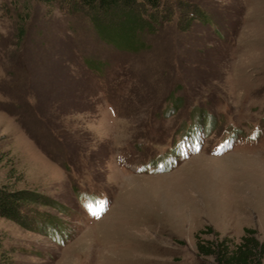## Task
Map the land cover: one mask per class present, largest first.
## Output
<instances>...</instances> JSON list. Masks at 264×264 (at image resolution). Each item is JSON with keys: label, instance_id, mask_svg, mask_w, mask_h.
Here are the masks:
<instances>
[{"label": "rangeland", "instance_id": "1", "mask_svg": "<svg viewBox=\"0 0 264 264\" xmlns=\"http://www.w3.org/2000/svg\"><path fill=\"white\" fill-rule=\"evenodd\" d=\"M158 13L128 51L83 10L0 0V185L35 200L0 218L2 264H199L208 227L264 243V0Z\"/></svg>", "mask_w": 264, "mask_h": 264}, {"label": "trees", "instance_id": "2", "mask_svg": "<svg viewBox=\"0 0 264 264\" xmlns=\"http://www.w3.org/2000/svg\"><path fill=\"white\" fill-rule=\"evenodd\" d=\"M49 7L59 5L69 10H83L100 35L107 42L113 43L120 50L136 51L140 44V34L150 32L152 26L145 20L157 19L162 0H37ZM103 20L108 25H102ZM208 22V19L206 20ZM118 22V23H117ZM28 191L13 190L0 185V218L18 221L22 211L34 202ZM46 223V222H45ZM48 226V222L43 226ZM210 233L214 240L201 238V234ZM196 251L199 264H263L264 243L259 239L258 231L245 228L238 243L228 236L222 237L211 227L195 235ZM1 264L3 259L0 257Z\"/></svg>", "mask_w": 264, "mask_h": 264}]
</instances>
